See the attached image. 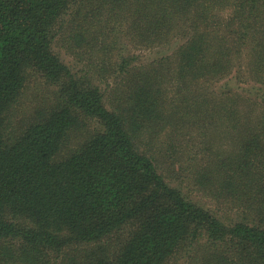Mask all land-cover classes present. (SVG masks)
<instances>
[{
  "label": "trees",
  "instance_id": "16d2710c",
  "mask_svg": "<svg viewBox=\"0 0 264 264\" xmlns=\"http://www.w3.org/2000/svg\"><path fill=\"white\" fill-rule=\"evenodd\" d=\"M0 264H264V0H0Z\"/></svg>",
  "mask_w": 264,
  "mask_h": 264
},
{
  "label": "rangeland",
  "instance_id": "374dc122",
  "mask_svg": "<svg viewBox=\"0 0 264 264\" xmlns=\"http://www.w3.org/2000/svg\"><path fill=\"white\" fill-rule=\"evenodd\" d=\"M123 43V42H122ZM53 49L55 50V52H57L60 56V58L67 64H69L73 69H80L81 67H83V64L85 62L83 61H78L76 60V58H74L73 56H71L70 53L67 52V48L65 46V28H61V29H58V34L56 35L55 39H54V42H53ZM131 52L133 51H136V55H138V60H146V59H150L151 57H153L154 55H157V54H162L163 52L164 53H167L170 51V47H160V48H152V49H143V50H136V49H129ZM124 51L123 52V55L125 53H128L130 51ZM133 50V51H132ZM116 51V50H115ZM115 51L113 53H115ZM99 56H101V54H99ZM114 58V56H113ZM115 59L119 60L120 59V56L117 54L115 56ZM38 83H41V85L44 87V89L46 91H42V88L41 87H38V86H35L33 88V91H36V90H39L35 93H39L38 95L41 97V96H44L45 93H47L48 91V87H46V84L43 83V81L38 80L37 81ZM222 83V82H221ZM232 83V86L234 87V84H235V81H231ZM37 84V83H36ZM216 87H218L216 84H215ZM234 89V88H233ZM235 91V90H234ZM34 94H29V98H32L34 100H36V97L34 96ZM44 93V94H43ZM43 94V95H42ZM34 96V97H33ZM29 105V104H28ZM22 117H24L22 114L18 115L16 117V121H18L19 119H21ZM26 117V116H25ZM26 120V119H25ZM177 166H174V168H176ZM178 172H176L177 174ZM189 178V179H188ZM187 180L186 181V184H185V187H184V191L188 192L187 195H189L192 199H195L197 200L198 202L200 203H204L206 205H210V203L206 200L205 197L202 196L201 192L196 190L193 185H192V181L190 179V177L188 176ZM170 180L173 182V183H179L180 182V179H177L175 180V178H170ZM182 180V179H181ZM184 180V179H183ZM211 206V205H210Z\"/></svg>",
  "mask_w": 264,
  "mask_h": 264
}]
</instances>
